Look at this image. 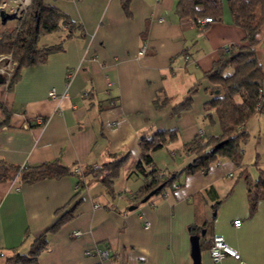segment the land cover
<instances>
[{
    "label": "crops",
    "instance_id": "obj_1",
    "mask_svg": "<svg viewBox=\"0 0 264 264\" xmlns=\"http://www.w3.org/2000/svg\"><path fill=\"white\" fill-rule=\"evenodd\" d=\"M45 2L80 23L82 35L67 38L45 62L22 67L10 88L0 83L5 110H0V159L19 167L59 160L79 169L101 164L108 152L128 153V160L114 182V196L100 183H90L73 216L49 233L37 264H192L190 226L203 231L200 264H264V198L251 210L241 174L246 169L257 177V153V168L264 171V138L259 137L264 113L246 124L251 137L240 167L221 158L206 173L183 175L148 200L134 199L144 182L134 172L141 136L178 131L177 140L153 153L154 167L168 173L193 159L185 143L197 134L220 132L216 117L204 115V103L215 96L207 80H201L188 111L176 116L172 107L210 70L220 48L243 42L245 32L232 24L227 0H222L221 18L205 24L178 18L176 0H131L128 13L121 0ZM65 35V27L42 35L39 45L58 43ZM258 39L264 72V26ZM142 46L146 51L139 55ZM51 90L55 97L49 96ZM262 95L264 101V82ZM157 96L171 101L157 109ZM76 183L75 175L33 183L0 180V264L26 253L32 240L74 204ZM235 220L241 221L238 227ZM76 231L80 235L74 237ZM214 235H221L239 258L210 260ZM95 246L108 248L112 256L100 261L87 255Z\"/></svg>",
    "mask_w": 264,
    "mask_h": 264
},
{
    "label": "trees",
    "instance_id": "obj_2",
    "mask_svg": "<svg viewBox=\"0 0 264 264\" xmlns=\"http://www.w3.org/2000/svg\"><path fill=\"white\" fill-rule=\"evenodd\" d=\"M131 0H121L125 13L129 12ZM2 0H0L1 4ZM231 22L242 28L245 37L242 43H231L219 49V57L210 70L191 85L181 102L172 107V113L179 116L191 108L193 96L201 87V80L208 82V91L215 94L204 103L205 117L214 115L219 125L217 135L197 134L183 146L193 155V159L179 171L164 173L154 167L153 153L166 143L178 138L176 129L157 131L150 136H141L138 140L140 159L134 165V172L143 178V184L136 191L134 199L148 200L166 187L172 186L181 176L195 172L206 173L209 167L221 158L231 160L237 166L242 165L244 144L250 134L246 129L247 122L258 112L264 113L262 85L264 72L257 59L258 34L264 26V0H227ZM175 13L180 19L212 17L218 20L222 16V0H176ZM65 27L66 35L58 43L39 45V37ZM81 24L73 21L60 9L48 4L45 0H31L25 16L19 20V27L0 32V54L11 53L15 63V72L8 88L12 86L24 66L40 64L48 57L63 49L64 41L74 35L81 36ZM171 101L166 96H157L153 103L157 109L163 108ZM259 105V108H257ZM0 110H5L0 106ZM6 119L4 120L5 123ZM3 124V123H2ZM259 137L264 138V126ZM222 144L214 149L217 143ZM259 154L253 165L258 175L252 179L242 169L241 174L247 184V197L251 210L257 201L264 198V171L257 168ZM128 160V153L108 152L106 160L99 165L86 166L82 169L72 168L59 160L43 162L35 166L19 167L0 159V180L19 178L24 183H33L42 179L60 178L75 175L76 191L72 197L74 204L47 230L33 239L26 253H15L6 259L5 264H37L38 256L48 247L49 233L57 230L69 220L78 204V198L92 181L100 183L110 196H114V182L119 177ZM90 177L89 180H86ZM60 212V210H59ZM192 235H200L199 229L190 226ZM204 236V234H203ZM112 256L111 252L109 257Z\"/></svg>",
    "mask_w": 264,
    "mask_h": 264
},
{
    "label": "built area",
    "instance_id": "obj_3",
    "mask_svg": "<svg viewBox=\"0 0 264 264\" xmlns=\"http://www.w3.org/2000/svg\"><path fill=\"white\" fill-rule=\"evenodd\" d=\"M31 5V0H2L0 4V9L4 10L7 16L12 17L16 20L15 27H19V20L22 19L28 8ZM214 21L212 17H199L196 19L198 24L211 23ZM146 51V47L142 46L139 50V55H143ZM15 72V63L11 53L0 54V76L4 79L5 86H8L11 78ZM50 97H55L54 90L49 92ZM111 105H114V102L111 101ZM259 108V105L258 107ZM241 224L240 220H235L234 225L238 227ZM80 235L79 231L73 233L74 237ZM87 255H96L100 261L107 260L109 258L110 250L108 248H100L95 246L93 249L86 251ZM207 255L210 260L214 262L220 261L225 256H230L235 259L239 258L237 252L226 244L224 238L221 235H214L211 241V244L207 250ZM0 256H3V253H0Z\"/></svg>",
    "mask_w": 264,
    "mask_h": 264
},
{
    "label": "water",
    "instance_id": "obj_4",
    "mask_svg": "<svg viewBox=\"0 0 264 264\" xmlns=\"http://www.w3.org/2000/svg\"><path fill=\"white\" fill-rule=\"evenodd\" d=\"M12 19V17L7 16L4 12V10L0 9V19L2 21H5L6 19ZM0 83H4V79L0 76ZM222 144V142L217 143L214 146V149H217L220 145ZM133 207H129V209H132ZM203 232V231H202ZM199 238L200 235L198 234H194L190 237V241H191V259H192V264H200V260H201V249H200V244H199Z\"/></svg>",
    "mask_w": 264,
    "mask_h": 264
},
{
    "label": "rangeland",
    "instance_id": "obj_5",
    "mask_svg": "<svg viewBox=\"0 0 264 264\" xmlns=\"http://www.w3.org/2000/svg\"><path fill=\"white\" fill-rule=\"evenodd\" d=\"M225 1V0H224ZM15 23H16V20L13 18V19H6L5 21H2L1 19H0V32L1 31H4V30H9V29H12V28H14L15 26ZM40 37H42V36H40ZM40 37H39V39H40ZM41 42H43L42 40L41 41H38V44L40 43V44H42ZM253 121V120H252ZM250 123V122H249ZM251 125V124H250ZM251 137V136H250ZM250 137H249V139H250ZM248 139V140H249ZM248 152H247V155H246V157L248 156V155H250L251 154V149L248 147ZM262 152V151H261ZM246 157H245V159H246Z\"/></svg>",
    "mask_w": 264,
    "mask_h": 264
}]
</instances>
